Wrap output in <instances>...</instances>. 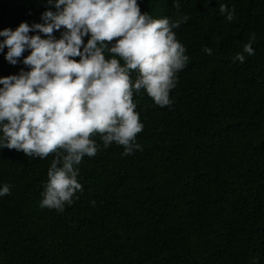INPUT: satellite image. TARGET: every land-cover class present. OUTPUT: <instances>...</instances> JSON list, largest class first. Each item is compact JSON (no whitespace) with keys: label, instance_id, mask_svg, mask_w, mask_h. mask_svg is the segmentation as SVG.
Returning a JSON list of instances; mask_svg holds the SVG:
<instances>
[{"label":"trees","instance_id":"trees-1","mask_svg":"<svg viewBox=\"0 0 264 264\" xmlns=\"http://www.w3.org/2000/svg\"><path fill=\"white\" fill-rule=\"evenodd\" d=\"M137 2L154 19L186 18L174 32L189 61L171 105L134 92L142 151L124 156L93 136L98 151L79 165L83 191L63 212L40 206L53 155L0 148V187L10 186L0 264H264V0ZM221 3L234 7L232 22ZM48 10L47 0H0V31L42 24ZM252 33L254 55L240 63ZM22 67L0 53V78Z\"/></svg>","mask_w":264,"mask_h":264},{"label":"clouds","instance_id":"clouds-1","mask_svg":"<svg viewBox=\"0 0 264 264\" xmlns=\"http://www.w3.org/2000/svg\"><path fill=\"white\" fill-rule=\"evenodd\" d=\"M47 3L55 11L41 14L44 23L0 31L4 59L24 66L0 78V148L41 159L53 155L40 206L63 212L83 191L77 177L83 158L98 151L92 137L98 134L105 148L122 146L124 156L142 151L133 94L143 89L157 106H170L189 57L174 32L186 18L154 19L141 13L137 0ZM174 7L179 11L178 3ZM219 12L227 22L235 19L234 7L221 3ZM254 41L252 33L234 59L243 63L245 54L254 55ZM203 51L212 55L211 48ZM7 195L5 184L0 197Z\"/></svg>","mask_w":264,"mask_h":264},{"label":"bare ground","instance_id":"bare-ground-1","mask_svg":"<svg viewBox=\"0 0 264 264\" xmlns=\"http://www.w3.org/2000/svg\"><path fill=\"white\" fill-rule=\"evenodd\" d=\"M207 139V138H206ZM208 141V140H207Z\"/></svg>","mask_w":264,"mask_h":264}]
</instances>
